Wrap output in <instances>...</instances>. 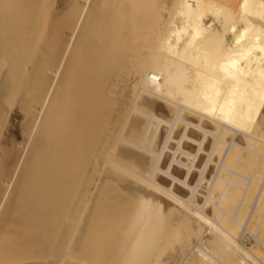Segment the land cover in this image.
Returning a JSON list of instances; mask_svg holds the SVG:
<instances>
[{
    "label": "bare ground",
    "instance_id": "1",
    "mask_svg": "<svg viewBox=\"0 0 264 264\" xmlns=\"http://www.w3.org/2000/svg\"><path fill=\"white\" fill-rule=\"evenodd\" d=\"M98 1L0 0V122L19 98L28 139L0 133V264H164L171 232L198 237L188 264H264L240 217L264 167V0Z\"/></svg>",
    "mask_w": 264,
    "mask_h": 264
},
{
    "label": "rangeland",
    "instance_id": "2",
    "mask_svg": "<svg viewBox=\"0 0 264 264\" xmlns=\"http://www.w3.org/2000/svg\"><path fill=\"white\" fill-rule=\"evenodd\" d=\"M42 1H44V3L45 4H47V6L49 7L50 5H51V7H50V9L49 10H52L53 9V7H54V5H55V7H54V9L55 8H61V7H64L65 5H67L68 4V2L70 3V5L72 4V3H74L75 1H77V0H53V1H51V0H42ZM100 2L102 1V0H99ZM98 1V2H99ZM104 1V0H103ZM102 1V2H103ZM114 1H116L117 3H119L118 5H119V7L116 5L114 8H120L121 7V9H123L124 11H127L130 7H134L133 6V3L135 2V0H134V2H132V6H131V1L132 0H114ZM114 1H112V2H110V0L108 1V0H105V2H107L108 3V5L110 4V6H108V8L109 9H112L113 8V5L111 6V4H113L114 3ZM129 1H130V3H129ZM136 1H139V0H136ZM152 1L153 0H151V2L150 3H148L149 4V6L147 5V4H144L145 6L143 7L141 4H143V3H141L142 1L140 0V5H141V7H143V8H145L146 6H148V7H146V9L147 8H149L148 9V11H147V13L149 12V10H151L150 11V13H148V15H150V14H152L153 13V10L155 9V4L153 3L152 5H151V3H152ZM63 2H64V4H63ZM98 2H97V8H99L98 9V11L97 12H100L99 13V15L101 14V16L102 15H105V13H103L104 12V8H106L107 6H106V4H105V2H103V5H104V8H103V6H102V2H101V5H100V2H99V4H98ZM110 2V3H109ZM115 2V3H116ZM124 4H123V3ZM234 5H236L237 6V4H238V2H239V0H234ZM67 3V4H66ZM130 4V7H129V4ZM237 3V4H236ZM49 4V5H48ZM128 4V5H127ZM137 3H135L134 5H136ZM69 5V4H68ZM100 5V6H99ZM126 5H127V7H126ZM139 5V4H138ZM138 5L137 6H135L134 8H136V7H138ZM140 5H139V7H140ZM151 5V6H150ZM47 6H44V7H47ZM106 6V7H105ZM43 7V8H44ZM47 7V8H48ZM124 7V8H123ZM141 7L140 8H138V10H140L141 9ZM154 9H153V8ZM46 8V9H47ZM52 8V9H51ZM100 8H102L103 9V11L101 12L100 10H102V9H100ZM108 8L107 9H105V10H107L108 11ZM118 8L116 9V11L118 10ZM150 8H152V9H150ZM48 10V9H47ZM113 10V9H112ZM132 10H134V11H132ZM44 12L46 11L45 10V8H44V10H43ZM106 11V12H107ZM110 11V10H109ZM115 11V14L117 13L118 14V11H121L122 12V10H118L117 12ZM123 11V12H124ZM130 11V12H129ZM128 11V13L130 14V17H134V16H136V15H133L134 13H136V12H140V11H137V9H132V8H130V10ZM142 11V10H141ZM68 12V11H67ZM122 12V14H124V16L126 17V16H128V14H127V12H125V13H123ZM132 12H133V14H132ZM152 12V13H151ZM79 13V12H78ZM77 13V14H78ZM108 13V12H107ZM113 13H114V11H113ZM65 14V13H64ZM68 14V13H67ZM112 14V13H111ZM120 12H119V15H122ZM61 15H63V14H61ZM60 15V16H61ZM79 15H80V13H79ZM78 15V16H79ZM131 15H133V16H131ZM69 17L70 16H72V15H68ZM67 15H66V17H68ZM74 16V15H73ZM73 16H72V18H73ZM77 16V15H76ZM65 17V16H64ZM63 17V18H64ZM75 17V16H74ZM80 17V16H79ZM78 17V18H79ZM77 18V17H76ZM66 19V18H65ZM65 19H62L61 18V21L62 20H65ZM69 19V18H68ZM78 20V19H77ZM132 20V19H131ZM69 21H72V19L71 20H69ZM73 21H74V19H73ZM72 21V22H73ZM130 21V20H129ZM133 21V20H132ZM58 22H60V20H58ZM134 22V21H133ZM63 23H64V21H63ZM68 22L67 21H65V23L64 24H66V28L68 29V26H69V24H67ZM71 23V22H70ZM58 24H60V23H58ZM73 24H75V21H74V23ZM63 25V24H62ZM60 26H61V24H60ZM63 27H65L64 25H63ZM70 27V26H69ZM19 98L17 99V100H14V102L13 103H11L10 104V110L8 109V111H7V114L8 113H10V114H6V117L4 116V118L3 119H5V120H1V122H0V126H1V129H2V132H1V130H0V133H1V135H2V142L5 144V145H7L8 146V148H9V150H11V151H13V152H15V153H18V154H20L21 152H23V150L25 149V146H26V143H27V140L28 139H26V133H25V131H24V121H25V117H24V115H23V112L21 111V109H20V105H19ZM9 111H11V112H9ZM9 116V117H8ZM7 120V121H6ZM3 125V126H2ZM4 128V129H3ZM3 133V134H2ZM6 140V141H5ZM26 140V141H25ZM13 149V150H12ZM15 150V151H14ZM19 151V152H18ZM248 162L250 163V164H252V165H255V164H257L258 163V160L256 159V158H254V161H249L248 160ZM257 162V163H256ZM238 168L240 169L239 171L240 172H242L243 174H245V175H247V176H251L252 175V173L254 172V169H253V167H250V166H248L247 164L245 165V163H243V162H239L238 164ZM242 166V167H241ZM243 166H245V167H243ZM262 166H264V165H262ZM241 167V168H240ZM260 175V177L258 176V178L254 181V183H253V185H252V188H251V191L249 192V194H248V197H247V203H245V205H244V207L242 208V211H241V213H240V217H241V219H242V221H244L245 223L247 222V225H248V229L251 231V232H256V230L258 229V226H259V223H260V220H261V218L263 217L262 215H263V213H264V197H262V199L263 200H261V202L258 204V209H257V212H254V217H252L251 219L252 220H247V217H248V215L250 214V212H251V209H253L252 207H253V204H254V202L256 201V199H257V196H258V194H259V191H260V189H261V187L263 186V180H264V167H261L260 168V173H259ZM237 179V178H236ZM260 179V180H259ZM237 181H238V183L239 184H244V183H248L247 181H244V180H240V179H237ZM243 182V183H242ZM242 195H243V193L242 192H240V199H241V197H242ZM264 196V195H263ZM254 201V202H253ZM233 209V208H232ZM234 209H238L237 208V206L234 208ZM236 210H234L235 212H236ZM233 210H232V214H234L235 212H234ZM259 211V212H258ZM262 211V212H261ZM234 212V213H233ZM124 222H125V220L124 221H122V223H121V225H123L124 224ZM107 222H105V225H107L106 224ZM264 223V222H263ZM101 224H103V222H101ZM254 224V225H253ZM104 225V224H103ZM120 225V226H121ZM253 228H254V230H253ZM122 229V228H121ZM120 229V230H121ZM261 230V231H260ZM260 230H259V235H258V237H259V240H261L262 242H264V224H262V226L260 227ZM263 234H261V233ZM170 233V232H169ZM252 233V234H253ZM251 234V235H252ZM173 235H178V234H173L172 232L170 233V237L171 238H173V239H171L170 240V237H169V239L167 240L168 241V244H167V241H166V243H165V245H167V247L166 246H164V248H166V249H163L162 251H163V255H162V259H163V261H164V264H188L189 262H191L192 261V257H189V253L191 252V250H192V247L195 245V243H197V241H198V237L195 235H191V236H189L190 238H189V240H188V238H187V235H189V233H186V232H183V233H181V234H179L178 236H173ZM182 235V236H181ZM249 233H245V235H244V239H243V243L244 244H246L247 246H251L252 248H253V250H255V248H257V249H260L261 251H263V255H264V246H262L259 242H257V240H255V238L253 237V236H251ZM184 236H185V238H184ZM206 237H207V240L208 239H210L211 238V235L210 234H205V239H206ZM260 237H262V238H260ZM176 238V239H175ZM187 238V239H186ZM192 238V239H191ZM175 240V241H174ZM179 240H181V241H179ZM170 241H172V242H170ZM188 242V243H187ZM256 242V243H255ZM174 244V245H173ZM186 244V245H185ZM260 245V246H257V245ZM192 245V246H191ZM53 249V248H52ZM54 250H55V247H54ZM166 252H168V253H166ZM166 253V254H165ZM121 255H122V253H121ZM185 255V256H184ZM43 256L44 257H47V254L45 253V254H43ZM49 256V255H48ZM166 256V257H165ZM194 256V255H193ZM51 257V256H50ZM107 257H108V255H107ZM52 258V257H51ZM50 258V259H51ZM181 258V259H180ZM191 260V261H190ZM262 260L264 261V259H263V257H262Z\"/></svg>",
    "mask_w": 264,
    "mask_h": 264
}]
</instances>
